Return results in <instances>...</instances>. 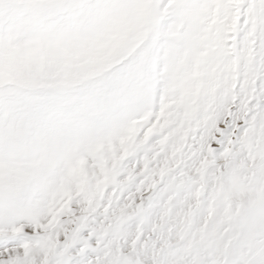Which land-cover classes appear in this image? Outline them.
<instances>
[{
    "label": "snow or ice",
    "instance_id": "6c2138e0",
    "mask_svg": "<svg viewBox=\"0 0 264 264\" xmlns=\"http://www.w3.org/2000/svg\"><path fill=\"white\" fill-rule=\"evenodd\" d=\"M0 264H264V0H0Z\"/></svg>",
    "mask_w": 264,
    "mask_h": 264
}]
</instances>
